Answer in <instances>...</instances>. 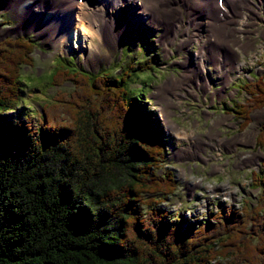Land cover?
<instances>
[{"label":"trees","instance_id":"obj_1","mask_svg":"<svg viewBox=\"0 0 264 264\" xmlns=\"http://www.w3.org/2000/svg\"><path fill=\"white\" fill-rule=\"evenodd\" d=\"M34 48L31 36L0 40V264H264V165L240 207L190 220L161 206L177 182L140 81L156 54L118 73L58 57L47 84L73 90L30 114L21 68ZM240 86L248 97L226 108L244 128L264 107V71Z\"/></svg>","mask_w":264,"mask_h":264},{"label":"rangeland","instance_id":"obj_2","mask_svg":"<svg viewBox=\"0 0 264 264\" xmlns=\"http://www.w3.org/2000/svg\"><path fill=\"white\" fill-rule=\"evenodd\" d=\"M137 1L140 0L117 3L107 14L121 16L138 5ZM205 1L198 0L188 6L189 0L187 3L178 0L176 6L158 11L162 19L154 10L139 11L130 19L116 18L115 24L125 25V36L114 48L97 41L100 58L88 57L90 52L83 45L54 48L29 20L21 22L11 9L0 7V40L25 35L35 42L32 64L21 68L24 95L20 112H41V104L52 102L53 98L60 99L56 104H64L63 95L56 96L68 97L73 90L71 82L47 84L58 57H66L70 65L85 71L111 68L118 73L122 63L143 62L157 55L156 62L150 63V69L142 74L140 81L149 91L148 105L162 123L169 141L164 166L173 172L177 188L161 206L170 218L179 214L180 219L197 220L220 203L240 207L243 199L255 200L256 190L249 186V176L252 170L260 171L264 165V107L250 112L244 128L239 126L237 114L226 108L235 102L243 103L248 96L240 85L264 71V0H252L248 5L243 0H229L231 12L227 13L221 6L225 0H221L211 18L206 17ZM98 17L110 21L102 11ZM211 20L214 29L210 28L208 34L215 35L212 43L204 39L206 23ZM111 21L114 23V18ZM19 24L26 28L13 32ZM82 36L79 33L77 38ZM89 39L85 37L86 43ZM210 47L221 52L217 63L221 62L222 70L216 68V54L213 50L210 53ZM229 49L238 56L235 60L241 64L238 69L229 65ZM199 55L206 63L204 72L198 64ZM203 76L210 82L209 87L204 86ZM191 134L197 135L202 144L189 137Z\"/></svg>","mask_w":264,"mask_h":264},{"label":"bare ground","instance_id":"obj_3","mask_svg":"<svg viewBox=\"0 0 264 264\" xmlns=\"http://www.w3.org/2000/svg\"><path fill=\"white\" fill-rule=\"evenodd\" d=\"M177 1L178 0H140L139 2L137 1L138 3H136L138 5L134 6L130 9L129 12H125L121 16L109 15L107 13L117 3L136 2V0H0V7L4 6L2 8L11 9L12 12L20 18L21 22L24 19L29 20L32 27H37L41 35L44 36L43 39L45 41H48L49 43L51 42L50 44H52L54 48L66 49L68 48L69 44H72V46L75 47H81V45H83L84 49L87 52H90L88 54V57H92L96 56L97 54H101L98 51L96 52V47H98L96 43L97 41L99 43L103 42L107 46L110 45L108 46V48H114L115 46H117L116 44L119 42V40H121L125 36V25L121 23L115 24L116 18L122 17V19L124 20L126 17H128V19H130L133 17L134 13H137L139 11L145 12L154 10L155 14H158L159 18L162 19L163 17L159 14L158 11L168 9L171 6H176L175 3ZM181 1L187 3L186 0ZM219 1L221 0L205 1V10L208 11V14L206 16L207 18L216 14V4L218 5ZM231 1H221V6L226 13L231 12ZM243 1L246 3V5H248L252 0ZM197 2L198 0H189V4L187 5H195ZM226 2H229V4ZM101 11L104 13V16H107L110 19V21L107 20L106 22H104L99 19L98 14ZM225 17L222 18V22H224ZM113 18L114 23L111 21L113 20ZM213 24V20L206 23L208 28L207 33L204 36V39L211 43L213 42L215 35H209L208 31L210 30V28L214 29ZM22 25L23 24H19L12 31H23L26 26ZM190 26L191 25H187V27ZM8 31H10V29ZM84 31L86 32V34H84ZM79 33H83L82 39L77 38V35ZM85 37L90 38L89 43H86ZM72 38L74 39V41L72 40ZM212 50L215 51L216 54V58L214 59L216 61V68L222 70L223 68L221 62L219 61L217 63L219 58L222 57V54L214 47H210V53H212ZM98 55L97 57L100 58V56ZM227 55L229 57V65H234L233 69H238L241 64L235 62V60L238 58L237 54H233V52L229 49ZM203 58L204 57H201V55H199L198 64L200 66V69L204 72L206 63L204 62ZM195 69H198L200 71L198 67ZM203 77L202 78L205 80L204 86L206 85L207 87H209L210 82L206 79L205 76ZM202 83L203 80L201 81L200 85H202ZM189 137H191L194 141H197L198 144H202V140L197 137V135L191 134Z\"/></svg>","mask_w":264,"mask_h":264}]
</instances>
